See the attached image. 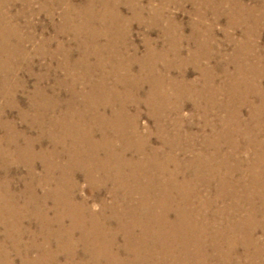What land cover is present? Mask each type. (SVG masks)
Returning a JSON list of instances; mask_svg holds the SVG:
<instances>
[{"label":"rangeland","instance_id":"1","mask_svg":"<svg viewBox=\"0 0 264 264\" xmlns=\"http://www.w3.org/2000/svg\"><path fill=\"white\" fill-rule=\"evenodd\" d=\"M232 41L235 59L224 55ZM263 74L264 0H0V264H111L124 238L107 217L120 196L106 166L147 147L214 159L220 185L201 190L197 173L187 182L219 211L204 218L202 264L264 262ZM136 171L145 183L163 178ZM167 192L154 201L195 200ZM96 228L105 251L88 237ZM249 239L255 252L242 246Z\"/></svg>","mask_w":264,"mask_h":264},{"label":"bare ground","instance_id":"2","mask_svg":"<svg viewBox=\"0 0 264 264\" xmlns=\"http://www.w3.org/2000/svg\"><path fill=\"white\" fill-rule=\"evenodd\" d=\"M236 9L239 10V9H242V7H237ZM239 32H241L240 34H243L241 30H239ZM232 44H234V42ZM234 47H235V44L230 46L229 51L224 53V55L226 54L228 58L235 59L234 58L235 57ZM250 52H251L250 49L247 48L248 56L249 55L252 56ZM242 71H246V69H243ZM251 74H253L256 77L260 75L258 70H254V71L251 70ZM252 113H255V112L251 111V114ZM62 127H64V123ZM80 132H79V135H80ZM140 149H142V146ZM150 149H151L150 147H147L144 150L146 151V153L143 152V156H140V154L139 155L137 154L138 155L137 158L135 157L136 159H134L132 162H130L129 160L127 161L125 159H122L121 161L123 162H121L120 164L112 165L109 163V165L107 164L106 166V167H109V166L112 167V171L110 170V172L116 177L115 179H117L116 186L119 189V196H120V198L114 199V201L112 200L113 206L109 208L107 207V210H108L107 217L112 218L113 220L115 219L117 221L120 220L122 222V224L117 223L116 225L117 227H115V229L119 231L121 230L120 232L124 238L123 240L121 239L122 242L118 245V248L116 249L117 251L114 252L110 250V253H109L110 255L108 256L109 259H107V261L108 263H111V264H139L141 261H144V260H148V261L154 260L155 261V260H160V259L162 260L166 259L164 264H176L173 260L176 256H178L183 261V263H188L193 260L195 264H202L200 262L201 257H200L199 250L204 241L203 234L205 235L204 230L206 228V223L204 221V218L206 217L207 214H208V217H210V215L218 216L219 211L215 208H211V210H209L207 206L210 203V201H201L199 197L196 195V192H194L195 190L193 191V189L191 188L192 186L187 184V182L188 180H191L192 176L197 173L196 176L194 177H196L195 181H197L196 182L198 184L197 186L201 188V190L204 189V187L209 181H211V185H212L213 181H212V178H210V176L212 175L210 173V170L212 169V167L216 166V164H213V165L211 164V162L214 159L213 157L211 158V155H205L203 153H199V151H194L190 154L189 160L186 159V160L181 161L179 160V157L170 155L168 153H162L157 157L153 155L154 151ZM139 153H142V152L139 151ZM164 165H166L167 167L164 168ZM146 166L148 168L151 167L153 171L155 169H158V172H160L161 174L163 173V176H162L163 178L159 179L157 177L158 179H155V177L153 176L154 179H152L148 177V180L146 181V183L145 181L144 182L141 181V179L139 180L138 177L141 174L137 172L136 170H142V168ZM157 166L158 167L161 166L162 169L157 168ZM179 166L181 167V169H179L180 168ZM124 167L127 168L126 173L125 172L124 173L128 175V178L121 177L120 172L122 171ZM182 171H185L184 178H183V175H181ZM198 173H201L200 176H197ZM172 174L176 176V179L171 178ZM217 180L213 182V186L221 183L219 180L218 181ZM185 181L186 183H184ZM67 185H69V183H67ZM162 186L168 189V192L166 193L167 195H165L164 200L167 198H175V199L181 200L182 197L184 199H186L187 197H191L192 199L195 198V200L197 201L195 200L188 201V206L182 203L184 207L182 204H178L177 203L178 201H174L171 208H169L167 206V203L169 201H160V202L154 201L157 198L156 194L158 192V188L160 189L162 188ZM126 194L133 195L134 199H137L138 201L136 200L127 201L126 197L122 201L121 198L126 196ZM143 197L144 198L147 197V199H149L150 201H146L145 199H143ZM179 202H184V201H179ZM189 202L192 203V205L189 204ZM159 203L161 204H160L159 209H157L158 208L157 205H159ZM97 204L99 205L100 202H98ZM82 209L83 208H79V206H77L76 209H73V211H72V208L71 210H68L65 208L63 209V213L69 214L70 216L68 218H73V213L77 211L81 212ZM166 211L167 212L169 211L168 216H166L167 215ZM83 212H85V210H83ZM197 214L198 216H196ZM84 215H86L84 217L86 222L88 224H92L91 222H93V219L91 217H93V215L92 214L89 215L88 213H85ZM120 218L125 219L124 221L125 223ZM94 219L96 218L94 217ZM146 221H150L151 223L146 224ZM101 224H102V220H101V216H99L97 218V227H100ZM132 226L135 228L134 233L129 232V229L133 228ZM89 232H91V234L90 236L88 235V237L92 239L90 242L95 244L97 241L98 244L100 245V247L94 251H105V246L108 243L107 232L105 236L104 235L102 236L101 234L99 236L97 228L91 229ZM108 234H109V231H108ZM189 246L192 247V248L190 247V251L191 250L196 251L198 258L190 257L189 255H187L186 250L184 249L185 248L187 249V247ZM242 246L249 247L248 249L249 253L256 251L255 250L256 246L254 247V243L250 239L245 241ZM172 248L175 249L174 250L175 252H172ZM100 253L102 254V252ZM261 264H264V262L261 261Z\"/></svg>","mask_w":264,"mask_h":264}]
</instances>
